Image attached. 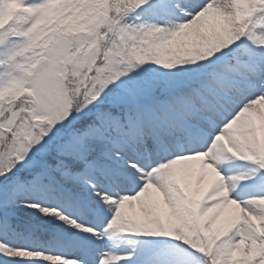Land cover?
I'll list each match as a JSON object with an SVG mask.
<instances>
[{"label": "snow or ice", "instance_id": "6c2138e0", "mask_svg": "<svg viewBox=\"0 0 264 264\" xmlns=\"http://www.w3.org/2000/svg\"><path fill=\"white\" fill-rule=\"evenodd\" d=\"M0 264H264V0H0Z\"/></svg>", "mask_w": 264, "mask_h": 264}]
</instances>
